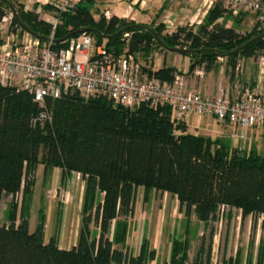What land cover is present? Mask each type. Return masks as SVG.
Returning <instances> with one entry per match:
<instances>
[{
  "label": "trees",
  "instance_id": "obj_1",
  "mask_svg": "<svg viewBox=\"0 0 264 264\" xmlns=\"http://www.w3.org/2000/svg\"><path fill=\"white\" fill-rule=\"evenodd\" d=\"M95 4L96 0H82L75 10L60 15L54 29L51 18L42 17L36 7L28 10L15 0H0V23L11 12L9 32L18 31L20 36L28 32L41 43L54 33L55 49L68 47L83 33L78 30L118 54L125 46L136 54L149 52L154 45L169 50L187 44L190 51L182 54L191 58L189 72L201 66L210 70L221 56L235 70L240 58L264 55L262 24L258 22L250 33L238 31L239 25L227 26L231 15L221 2L210 8L197 28L171 32L155 21L136 23L104 13L96 19ZM44 9L54 14L53 6ZM126 32L131 33L129 41ZM142 72L168 82L179 73L167 65L144 67ZM45 102L51 117L34 124L43 107L29 91L0 82V215L4 198L13 200L9 220L0 222V264H149L156 260V252L149 250L148 242L137 255L127 244L140 187L144 200L152 190L176 196L188 233L193 216L207 226L219 220L222 206L240 210L243 218L262 217L264 226V153L257 149L243 151L218 138L190 133L168 105L141 103L129 110L114 105L108 96L86 98L77 91L46 97ZM41 164L45 175L59 167L64 179L80 173L86 183L79 238L71 248L60 246L58 234L46 240L44 215L30 230V204ZM214 234L211 230L210 244L202 241L191 264H210ZM188 252L187 240L176 238L167 264H190ZM258 264H263L262 256Z\"/></svg>",
  "mask_w": 264,
  "mask_h": 264
},
{
  "label": "built area",
  "instance_id": "obj_2",
  "mask_svg": "<svg viewBox=\"0 0 264 264\" xmlns=\"http://www.w3.org/2000/svg\"><path fill=\"white\" fill-rule=\"evenodd\" d=\"M81 1L50 0L54 9L50 19L54 29L60 15L75 10ZM205 2L209 8L221 2L233 14L240 10L254 12L264 28V0ZM7 19L11 23L12 16L5 17L3 23ZM172 30L169 27V31ZM9 33V39L0 44V82L29 91L35 102L43 107L34 124L51 117L46 97L56 98L77 91L86 98L105 95L114 105L128 108L141 103L168 105L177 122L184 121L189 115H197L233 123L242 132L251 127L264 128V98L244 85L224 89L215 96L203 95L189 89L178 74L173 82L148 78L139 70L133 53L118 54L108 50L105 44H97L95 37L86 32L72 38L69 46L62 49L53 48L54 33L46 43H41L30 33V36L27 33L20 36L18 31L8 30ZM124 36L129 41L131 33L126 32ZM260 66L261 73H264V55L260 58ZM233 90L239 95H234ZM225 208L222 206L221 210Z\"/></svg>",
  "mask_w": 264,
  "mask_h": 264
},
{
  "label": "rangeland",
  "instance_id": "obj_3",
  "mask_svg": "<svg viewBox=\"0 0 264 264\" xmlns=\"http://www.w3.org/2000/svg\"><path fill=\"white\" fill-rule=\"evenodd\" d=\"M98 7H100V3H96L94 9ZM227 11L231 15L226 20L227 25H239L242 33L252 32L259 22V16L254 12L240 10L238 14H233L230 10ZM10 15L13 16L11 12ZM2 24L0 25V39L5 42L9 39L10 19ZM26 33L28 34V32H23V35H27ZM28 35L30 36V34ZM153 47L154 49L149 52L133 53L140 71L144 67L159 68L163 65V58L166 60L170 57H179L181 61L184 59L179 52L163 50L155 45ZM177 47L189 49L187 44L182 43ZM125 52H129V46H125L119 54ZM199 118L194 115L191 120ZM242 133H247V137H240ZM236 134L238 135L228 139L230 146L238 147L241 143L252 145L253 141L248 140L249 129L243 132L238 129ZM260 137V143L254 141L259 147L264 145V136ZM261 150L264 153L263 147ZM35 176V189L30 204V230H35L40 217L44 215L46 218V240L58 234L61 247L71 248L77 245L85 200V181L77 173L67 174L64 179L63 169L59 167L53 168L45 175L42 164ZM12 201L11 196L5 197L2 201L1 224L9 220ZM136 204L135 215L128 222L127 244L137 255L140 253L143 243L148 242L149 250L156 252V260L149 264H167L171 255V246L173 247L176 237H179L178 240H187L189 243L188 262L193 263L202 241L205 240L206 244H210L211 230H214L215 234L211 241L210 264H224L225 261L228 264H258L261 256L264 264L262 217L243 218L240 210L225 208L223 211L221 210L219 220L210 222L207 226L194 220L192 224L190 223L188 233L185 219L179 220L178 218V208H176V200L173 195L152 190L149 192L147 200H144V189L140 187ZM115 228L114 223L111 237L114 236Z\"/></svg>",
  "mask_w": 264,
  "mask_h": 264
},
{
  "label": "crops",
  "instance_id": "obj_4",
  "mask_svg": "<svg viewBox=\"0 0 264 264\" xmlns=\"http://www.w3.org/2000/svg\"><path fill=\"white\" fill-rule=\"evenodd\" d=\"M15 1L19 4H23L25 9L28 10H32L36 7L37 12L46 19H50L53 16V11L44 9L45 5H50V0ZM96 3H100V7L94 9L96 19H99L101 13H104L108 18L112 15H117L120 18L135 21L136 23L150 24L154 21L156 24L163 23L167 30H169V27L172 29H177L179 27L197 28L210 10L205 0H96ZM107 12H109V16ZM0 25H3L2 22ZM227 26L233 25L228 24ZM238 31L242 32L240 28H238ZM8 35H10V33ZM182 56L184 57L182 61L179 57H170L166 60L163 58L162 64L175 67L179 71L177 74L183 78L189 89L200 91L203 95L215 96L224 89L234 88L236 85L241 84L245 87H249L253 92L264 98V73H261L260 66V58L262 55L240 58L235 70H233L228 58L221 56L216 65L210 70L206 71L204 66H201L197 67L193 72H189L190 57L183 54ZM144 75L146 76V74ZM233 94L239 95L235 90H233ZM192 116L194 115H189L184 119L188 132L190 133L215 139L218 138L226 144H228V139L236 136L238 128L233 123L219 122L210 116H199V119L191 120ZM247 129L250 130L248 140L250 139L253 141L252 145H244L243 143L238 147L228 145L232 148H240L243 151L257 149L259 152H262L261 149L262 147L264 149V145L261 147L256 146L257 144H255L254 141L256 140L260 143V136H264V128L251 127ZM247 135L248 134L245 133L244 137H247ZM174 198L176 200V208H178V218L180 220L184 218V215L179 211V201L177 197L174 196ZM194 220L197 223H202L193 216L191 218V224Z\"/></svg>",
  "mask_w": 264,
  "mask_h": 264
},
{
  "label": "water",
  "instance_id": "obj_5",
  "mask_svg": "<svg viewBox=\"0 0 264 264\" xmlns=\"http://www.w3.org/2000/svg\"><path fill=\"white\" fill-rule=\"evenodd\" d=\"M11 8H12V11H13V14H17V12H16V9H15V7L11 4ZM85 30H78L77 32H79V33H81V32H84ZM121 32H123V30L121 31ZM261 36H264V34L263 35H261ZM255 40V38L254 39H252V40H250V41H248L247 43H245L244 45H242L239 49H237L235 52H238L239 50H241L242 48H244L245 46H247V45H249V44H251L253 41ZM169 50H171V51H175V52H179V53H185V52H188V51H190V50H188V49H182V48H178V47H175V48H168ZM129 110L131 109V108H128ZM218 146L216 145L214 148L216 149Z\"/></svg>",
  "mask_w": 264,
  "mask_h": 264
}]
</instances>
